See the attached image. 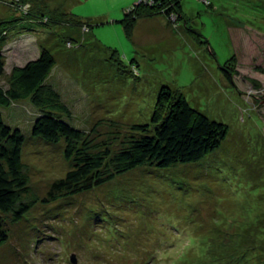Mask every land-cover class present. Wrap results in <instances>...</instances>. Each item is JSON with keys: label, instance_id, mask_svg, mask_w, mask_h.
<instances>
[{"label": "rangeland", "instance_id": "1", "mask_svg": "<svg viewBox=\"0 0 264 264\" xmlns=\"http://www.w3.org/2000/svg\"><path fill=\"white\" fill-rule=\"evenodd\" d=\"M26 1H0V19L10 18L11 9L31 15L47 4L70 11L90 29L12 22L27 30L10 34L1 47V85L12 66L47 48L54 58L49 82L70 108L71 123L97 124L100 140L114 130L109 121L147 122L161 85L179 90L191 107L223 122L227 133L197 162L141 166L45 203L51 182L71 166L64 140L32 136L30 111L37 110L29 99L1 106L5 122L24 135L26 196L38 199L17 221L6 217L0 264H204V249L215 264L264 263L257 254L264 251V0H178L180 10L169 0L156 6L157 15L137 18L131 37L121 19L140 0ZM113 50L120 63L112 61ZM252 238L263 246L248 247Z\"/></svg>", "mask_w": 264, "mask_h": 264}, {"label": "trees", "instance_id": "2", "mask_svg": "<svg viewBox=\"0 0 264 264\" xmlns=\"http://www.w3.org/2000/svg\"><path fill=\"white\" fill-rule=\"evenodd\" d=\"M0 1L6 3V6L16 3L14 0ZM166 1L169 2V0H140L133 6L127 7L121 19L127 37L132 36L137 18L157 15L156 6L166 4ZM170 1H174V5L180 10L178 0ZM32 9L31 15L11 9L13 14L10 18L0 19V76L5 73L1 47L10 34L18 33L20 28L27 30L25 26L15 28L12 22L27 18L30 24L35 22L43 25L48 21L58 25L68 22L76 29L83 25H87L88 31L90 29L87 21L81 20L70 11H63L58 7L52 9L47 4L40 12L35 8ZM14 11L19 13V16H16ZM9 28H14V32ZM69 39L71 40L72 36ZM110 54L112 61L120 63V55L116 50ZM53 63L54 58L48 49L44 48L33 60L25 62L22 66H12L6 86L0 84V245L7 238L8 231L4 229L6 217L17 221L38 199L35 195L31 198L26 196L29 176L27 171L25 172L26 165L21 159L24 135L19 127H12L5 122L1 106H10L16 101L29 99V103L37 110L36 113L30 111L33 119L32 136H37L47 143L64 140L65 159L70 160L71 166L64 176L51 182L46 196L42 199L45 203L58 200L62 196L71 197L89 191L119 174L141 166L164 169L177 164L197 162L209 151L218 148L227 133L223 122L211 119L197 108L191 107L179 90L161 85L147 122L119 126L109 121L110 127L114 130L108 138L100 140L97 124L86 129L85 126L76 127L71 123L73 120L70 121V108L63 101L61 93L49 82ZM222 72L229 81V72L224 69ZM5 114L11 118L9 111ZM261 217L262 215H258V218ZM250 239L248 237L243 240L242 244H247ZM252 240L253 242L248 245L250 248L256 243L255 239ZM207 244L211 246L213 243L208 240ZM259 244L256 243L257 246ZM256 245L251 249H256ZM262 246L263 243L259 245ZM246 250L249 251V248L244 250L245 256L248 254V251L245 253ZM197 251L202 252V247L199 246ZM261 253L264 255V251L259 250L258 256H261ZM210 255V252L203 250L200 257H203L204 264H215L213 256ZM249 255L246 258L251 260L253 257L251 253ZM242 261L247 264L246 260ZM191 263L192 261L187 264ZM240 263L228 261L226 264Z\"/></svg>", "mask_w": 264, "mask_h": 264}]
</instances>
